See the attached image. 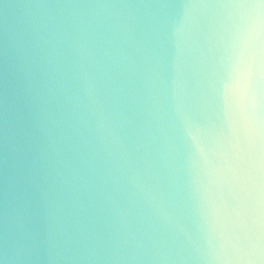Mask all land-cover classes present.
<instances>
[{"label":"water","instance_id":"water-1","mask_svg":"<svg viewBox=\"0 0 264 264\" xmlns=\"http://www.w3.org/2000/svg\"><path fill=\"white\" fill-rule=\"evenodd\" d=\"M0 264H264V0H0Z\"/></svg>","mask_w":264,"mask_h":264}]
</instances>
